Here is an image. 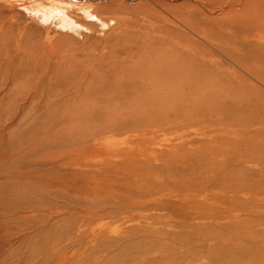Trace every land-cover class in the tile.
I'll list each match as a JSON object with an SVG mask.
<instances>
[{
    "label": "rangeland",
    "instance_id": "obj_1",
    "mask_svg": "<svg viewBox=\"0 0 264 264\" xmlns=\"http://www.w3.org/2000/svg\"><path fill=\"white\" fill-rule=\"evenodd\" d=\"M4 2L0 264H253L264 251V24L215 20V51L183 7L155 8L152 29L132 9L131 26L83 19L77 33L27 0ZM220 51L254 56L262 75ZM161 53L189 64L179 83L158 70Z\"/></svg>",
    "mask_w": 264,
    "mask_h": 264
},
{
    "label": "bare ground",
    "instance_id": "obj_2",
    "mask_svg": "<svg viewBox=\"0 0 264 264\" xmlns=\"http://www.w3.org/2000/svg\"><path fill=\"white\" fill-rule=\"evenodd\" d=\"M3 1L13 2L14 0H3ZM17 1L23 2L24 0L23 1L17 0ZM28 1L31 3L30 6L28 7L29 10L35 14L39 13L41 21L46 22L49 20V17L54 18V16H57V18L61 22V26H60V27H62L61 29L72 30V31L77 32V33H78L79 29H84V28L87 29V27L85 25H83L84 24L82 22L83 19H86L89 22H95V23L98 22V26L100 25L103 28H107L108 22L116 21V20H114V21L112 20L114 18V19L118 20L119 26L120 25L121 26H127V24L128 25L130 24L128 16H129V13L132 12V11H130L132 9L135 10L134 15L137 13L138 15H142V17H144V18H142L144 23H141V25H138V26L140 28H143L144 30L145 29H152V26L150 25L151 23H149L147 18L152 19L150 17L152 16V14H154L157 11V10L155 11V8H160V9L164 10L165 12H168V9L173 8V7L187 8V9H190L192 12H195L198 15H200L201 19H199V21L202 22L203 24H205V26L202 25L203 27L198 28V27L194 26L193 23L190 22L189 18H188L189 21H187L184 25H186V28L189 30V32L191 34H193L194 36H196L200 40H202L201 42L208 44V46H210L215 51H219L221 46L216 49V47L214 45H217V44L215 41H213V40H215V38L208 36L214 30L213 26H215V24H216L215 20L222 18V17L224 18L226 16H228V20H229V18L231 19L232 17L236 16L237 13H242L241 16H243L245 19H247L248 17L249 18L253 17V18H251L252 22L264 24V0H212L214 2H212L211 0H27V2ZM5 2H4V4H6ZM135 8H138L139 10H136ZM159 12H161V11H159ZM179 12H181V11H179ZM190 15L191 14H189V16ZM37 16H39V15H37ZM238 16H239V14H238ZM179 17H180V15H179ZM138 18H140V17H138ZM194 18H195V16H194ZM223 20H225V19H223ZM160 23H162V22H160ZM169 23H170V21H169ZM182 23H184V22H182ZM165 25H168V24H165ZM171 25H169V26H171ZM209 25H211V27ZM130 26H131V24H130ZM164 34H165V32H164ZM171 34H170V36H171ZM218 34H220V32ZM135 37H136V35H135ZM135 37H133V38H135ZM155 39H157V38H155ZM255 41H256L255 44H262L260 38H258ZM214 42H215V44H214ZM161 43H162V41H161ZM157 44H158V42H157ZM168 48H169V46H168ZM145 49H148V48L145 47ZM177 49L175 48V50H177ZM150 50H151V48H150ZM146 52H148V51H146ZM220 53L223 54V56L227 59V61L229 60L231 63H234L237 67H239V68L243 69L245 72H247V74L250 75L251 77L258 79L260 77V75H262V72H261L262 67L260 65H257V63H256L258 61H256L255 63H253L254 61L252 62V58H254V56L253 57L251 56V58L249 57L251 59L249 62L248 61L241 62L240 61L241 58L234 56L233 54L230 53V51H227V52L226 51H224V52L220 51ZM170 54H172V53H170ZM175 55H170L168 57H165V56H163V53H161L159 55L158 54L155 55L154 57H157V58H155V60H157V63L159 64L158 70L161 69L162 71H164L162 67L166 68L165 69V71H166L165 77H167V78L169 77L168 79H171V80L173 79L177 83H179V80L183 79V67L189 66V64L183 65V59H181V57H178V55L177 56H175ZM146 57H149L151 59V58H153V55L151 57L150 56H146ZM145 61H149V59L148 60L146 59ZM145 61H144V63H147ZM140 62H142V61H140ZM132 63H134V62H132ZM135 63H137V62H135ZM137 65H139V64H137ZM247 65H249V66H247ZM262 66H264V65H262ZM145 69H147V68H145ZM145 75H146V73H145ZM149 75H150L149 79L156 78V76H158L156 74V72H154L153 74H149ZM152 75H154V76H152ZM161 76H159V77H161ZM159 77L155 80H159ZM143 79H145V78H143ZM171 80H169V81H171ZM169 81H168V83H169ZM149 83H150V81H149ZM158 83L160 84V81H157V84ZM154 86H156V85H154ZM169 86L171 88V85H169ZM259 238H262V237H260V235H259ZM257 242H260V240ZM254 258L255 259L253 261V264H264V251L262 254H257L256 257H254ZM256 261H260V263H256Z\"/></svg>",
    "mask_w": 264,
    "mask_h": 264
}]
</instances>
